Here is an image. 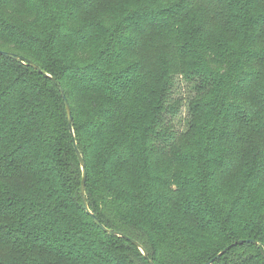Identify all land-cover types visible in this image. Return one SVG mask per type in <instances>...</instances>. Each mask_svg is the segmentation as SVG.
Here are the masks:
<instances>
[{
    "label": "trees",
    "instance_id": "trees-1",
    "mask_svg": "<svg viewBox=\"0 0 264 264\" xmlns=\"http://www.w3.org/2000/svg\"><path fill=\"white\" fill-rule=\"evenodd\" d=\"M0 51V264H149L74 141L154 264H264V0H0Z\"/></svg>",
    "mask_w": 264,
    "mask_h": 264
},
{
    "label": "water",
    "instance_id": "water-1",
    "mask_svg": "<svg viewBox=\"0 0 264 264\" xmlns=\"http://www.w3.org/2000/svg\"><path fill=\"white\" fill-rule=\"evenodd\" d=\"M0 56H4V57H7V58H10V59H13V60H22V57L21 56H19L17 54H14V53H10V52H5V51H0ZM30 65L34 69H36L37 71H39L40 73H42V71L38 67V65H36L34 63H30ZM46 76L48 78L52 79L53 81L57 82V80L55 78H52L49 75H46ZM61 92H62V97H63V100H64L65 109H66V112H67V117H68V122H69L70 130H71V134L74 137V129H73L74 117H73V114H72V111H71V107L69 105V102H68V100L66 98L65 93L63 91H61ZM74 145H75V152L77 154V157H78V159H79V161L81 163V167H82L83 177H82V183H81V195H82V199H83V202H84V208H85L87 214L90 215V217L93 219L94 223L98 227H100L104 232L109 233V234H113V235H116V236L123 237L126 240L132 242L137 247H139L141 249L142 253L144 254L145 258L148 260L149 264H154V262L149 259L148 252L137 241H135V240L127 237L126 235L121 234L118 231L110 230V229L106 228L101 223V221L99 220V218L90 210V207H89V204H88V201H87V197H86V186H87V177H88V174H87V163H86V160L83 157V155H82L81 151L79 150L78 145L76 144L75 141H74ZM244 242L245 241H242L241 240V241L235 242L234 244L226 247L215 258H213L211 261H209L206 264H213V263H215L223 255H225L231 248H233V247H235V246H237L239 244H243ZM246 242L251 243V244H255V245H259V243L257 241H255V240H248Z\"/></svg>",
    "mask_w": 264,
    "mask_h": 264
},
{
    "label": "rangeland",
    "instance_id": "rangeland-1",
    "mask_svg": "<svg viewBox=\"0 0 264 264\" xmlns=\"http://www.w3.org/2000/svg\"><path fill=\"white\" fill-rule=\"evenodd\" d=\"M181 90H182V93H186L185 91H186V86L184 85V84H182V88H181ZM185 95H187V94H185ZM257 141H261L260 139H258Z\"/></svg>",
    "mask_w": 264,
    "mask_h": 264
}]
</instances>
